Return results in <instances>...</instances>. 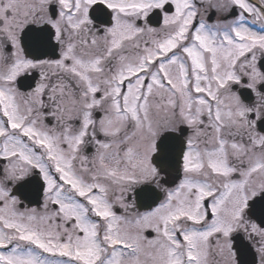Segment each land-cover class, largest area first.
Instances as JSON below:
<instances>
[{"label": "snow or ice", "instance_id": "snow-or-ice-1", "mask_svg": "<svg viewBox=\"0 0 264 264\" xmlns=\"http://www.w3.org/2000/svg\"><path fill=\"white\" fill-rule=\"evenodd\" d=\"M0 264H264V0H0Z\"/></svg>", "mask_w": 264, "mask_h": 264}]
</instances>
